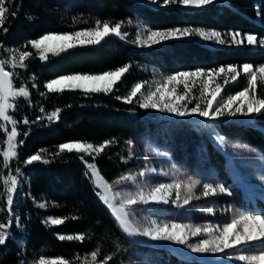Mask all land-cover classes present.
Masks as SVG:
<instances>
[{"label":"trees","instance_id":"obj_1","mask_svg":"<svg viewBox=\"0 0 264 264\" xmlns=\"http://www.w3.org/2000/svg\"><path fill=\"white\" fill-rule=\"evenodd\" d=\"M15 17L8 14L0 27V57L9 59L14 51H28L27 68L10 70L16 88H27L30 96L15 102L10 114L18 122L19 135L16 158L7 168L0 152V191L8 170L20 172L12 212L0 199V224L8 233L6 244L0 246V264H36L46 259L64 258L69 264H82L91 252L99 249L98 260L111 256L108 264L126 260V252L135 245L121 230L111 212L101 202L85 162L94 163L102 178L114 183L129 170L125 163L128 141L143 133H153V122L146 115L156 114L139 107V96L124 104L117 96H127L131 89L146 80L149 70L163 76L181 71H205L235 65L239 69L249 63L264 65V47L208 45L196 36L162 42L150 49L135 43V23L151 30L192 28L215 31L227 39L229 33L240 32L264 40V0H224L202 9H181L177 6L158 8L137 0H15ZM31 17V19H29ZM122 23L125 39L110 36L100 45L77 47L59 56L50 55L41 62L28 43L45 34L71 33L95 26L96 21ZM3 28L8 31L4 32ZM124 65L130 69L109 95H85L82 91L47 93L44 85L52 79L70 74H101ZM244 78L242 75L239 77ZM35 85V87H33ZM232 90L235 94L243 85ZM262 88H258V94ZM260 92V93H259ZM46 93V95H41ZM44 111H41V109ZM60 109L59 118L49 121L48 114ZM29 121L24 124V119ZM249 124L240 123L246 144L264 152V116L253 115ZM0 120V148L7 150V133L11 126ZM209 124H215L213 122ZM237 126V125H236ZM27 133V135H25ZM114 143L99 156L84 153L55 155L63 143L82 141L99 145ZM45 151H41V150ZM50 161L48 164L25 161L34 154ZM83 157V160L81 159ZM45 203V208L37 205ZM264 214V207L260 210ZM75 217V219H73ZM48 218H64L61 225L46 224ZM83 234V241L64 240L58 235ZM79 258V259H78Z\"/></svg>","mask_w":264,"mask_h":264},{"label":"snow or ice","instance_id":"obj_2","mask_svg":"<svg viewBox=\"0 0 264 264\" xmlns=\"http://www.w3.org/2000/svg\"><path fill=\"white\" fill-rule=\"evenodd\" d=\"M153 5L159 3L160 7L179 6L183 8L202 9L206 6L215 3V0H151ZM15 0H0V27H2L7 19L8 14L15 17L17 12L13 10ZM31 19V17H29ZM4 32H7V28H3ZM146 39L141 41L137 38L136 43L143 46H151L160 44L162 41H168L172 39H178L181 37H189L192 35L198 36L203 40H215V43L224 45L226 40L222 38V34L219 32H206L201 29L192 28H174L170 30H149L145 29ZM231 36L232 45L237 47L242 46L245 41L248 46L264 47V40H258L257 36L252 34H241L240 32L229 33ZM110 36L119 37L125 39L127 33L122 30V23L117 22L110 24L108 21L97 20L94 27L75 31L71 33H57V34H45L38 39L29 41L31 48L36 50L40 61L48 60V54L52 56H59L61 53H67L70 50L77 47L95 46L100 45ZM31 54L28 51H21L18 54V59L14 53L11 58L12 68H27L25 63L26 59ZM130 66L124 65L113 71L103 72L101 74H70L60 76L56 79H52L47 82L44 87L47 89V93L62 94L65 91H82L85 95L103 93L109 95L115 91V87L122 81V78L129 71ZM243 72L247 79V86L244 90L238 92L234 96H228L227 99L220 98L222 92V86L216 82V78L221 74L227 72L231 73V80L236 81ZM14 73L5 69V61H0V120H3L6 128L7 123H11V131L7 133V151L0 148V152H3V165L8 167L10 160L16 158L18 153L17 143L22 144L23 141L17 142V121L9 113V109L15 110V101L17 98L23 97L27 100L30 96V92L27 88L21 86L16 88L13 83ZM199 79L202 83L201 96L204 98V106L201 107L200 103H196L195 107L189 110H185V106L180 102L185 101L187 95L191 92L188 81H195ZM227 79L225 84H227ZM184 84V93L179 94L176 87H170L174 84ZM215 83V88L211 89L210 84ZM264 85V65L254 67L252 64L245 63L239 69L235 65H229L226 67H220L218 69H212L205 71L203 69H197L195 71H181L174 75L167 76L163 83L159 84L154 91H149L139 101V107L143 109L153 108L158 111H167L177 116H186L190 114H196L201 117H206L209 120H215L219 116L227 114L233 116L239 114L241 116H264V97L258 94V87ZM35 87V85H33ZM143 85L137 83L127 96H117L116 99L122 100L124 104H131L139 94ZM207 94V95H205ZM46 95V93H41ZM210 97V98H207ZM235 106V107H234ZM41 111H44L42 108ZM60 109L48 114L47 119L49 121L57 120L59 118ZM24 124H28L29 121L25 118ZM27 135V133H25ZM221 143L224 142V137H219ZM114 141L106 140L99 145L92 143L75 141L63 143L58 146V151L55 155L59 156L62 153H84L95 156H99L107 147L111 146ZM131 146V141L127 142ZM233 148L238 150H247V146L242 143H236L232 145ZM45 151V150H41ZM132 153H129L131 158ZM83 159V157H81ZM34 162H40L43 164L50 163L49 160L44 159L40 153L31 155L26 161V165H32ZM89 169L92 170L93 176L97 175L95 166L88 164ZM153 169H145L138 174H127L121 176L114 183L132 182L135 184L137 175L141 178L146 177ZM20 175L17 170L16 175H9L6 179H3V184L6 191V199L8 210L12 212V206L14 205V193L17 191L18 179ZM2 178V177H0ZM200 184L199 180L190 179L181 185L180 182L171 184L161 183L158 186L152 187L150 190L145 191L142 187L137 186L136 191L128 192L122 196L121 202L117 207L106 196H103L105 203L113 210V215L116 221L121 226V229L127 235H136L147 237L152 241H170L179 245H187L194 253H213L219 255H225L231 253L233 250L248 248V247H260L264 249V214H245L237 213L234 218L225 223L222 228L216 227H190L180 223H163L158 224L152 221L149 226L136 227L133 225L132 216L134 215L136 206L149 205V204H168L170 202L169 196L173 189H176V199L171 200V203L177 207L187 205L193 198L199 199L200 196H193V191L197 185ZM99 187V185H97ZM186 191V195L183 199V205L179 204L180 200V188ZM105 191L112 192L111 185L105 182ZM99 194V193H98ZM219 194H231L222 185H213L210 183H204L202 185L201 195L204 198L217 196ZM4 193H0V196ZM115 195H120L116 193ZM115 195L113 199H115ZM39 208H45V203L37 205ZM208 213L213 211L212 208L205 209ZM75 219V217H73ZM50 225H61L65 223L64 218H48L45 221ZM5 226L0 224V229H4ZM218 233V235L216 234ZM189 234L192 236H198L201 234L207 235L208 239H202L197 244H188ZM8 233L6 231H0V246L6 244ZM59 240H77L83 241L86 237L83 234L76 235H58ZM91 264H108V261L112 259L111 256L106 257L104 260H98L99 249L91 252ZM79 259V258H78ZM227 259L242 262V264H264V251H260L259 254L245 255L237 254L235 256L228 254ZM36 264H69L64 258H56L55 261L46 259L41 256ZM82 264H89L87 258Z\"/></svg>","mask_w":264,"mask_h":264},{"label":"rangeland","instance_id":"obj_3","mask_svg":"<svg viewBox=\"0 0 264 264\" xmlns=\"http://www.w3.org/2000/svg\"><path fill=\"white\" fill-rule=\"evenodd\" d=\"M137 1L153 5L151 0ZM159 2L162 3V0H159ZM153 6L164 8L160 7L159 3ZM179 8L194 10L191 8ZM134 27L136 29V40L138 36L141 41L146 39L145 29L149 28L141 23H135ZM196 37L208 45L221 46L215 43L214 39L203 40L198 36ZM181 38H190V36ZM226 41L229 42V46L232 45L231 36L229 34L227 35ZM136 45L138 48L150 49L158 44L143 46L142 44L136 43ZM234 47L237 46L234 45ZM250 47H256V45ZM14 53L18 59L19 51L11 53L9 59L0 57V61H5V69L7 71L15 69L11 67V58ZM50 55L51 53L48 54V56ZM147 73L146 80L141 83L143 88L141 94L138 95L140 100L143 98V95H146L149 91H154L167 77L159 74L155 70H149ZM231 75V73L225 72L216 78L215 83L220 84L223 89L221 97H218V99H227L228 96L236 95L238 92L232 94V90L238 87V84L243 85L242 90L247 86L248 78L242 71L239 77L242 75L244 78L239 79L238 77L236 81L231 80ZM226 79L228 81L227 84H225ZM215 83L210 84L211 89L215 88ZM188 84L191 88V92L187 95L186 100L180 103L185 106V110L189 111L192 107H195L196 103H200L201 107H203L204 98L201 96V81L199 79H197L195 83H193V81H188ZM170 87H176L179 94L184 93L183 83L178 85L174 84ZM258 88H262L261 93L264 94V85ZM20 98H17V100ZM141 109L156 114L155 116L146 115L147 119L153 122L151 127L153 133L146 132L131 140L132 143L131 146L128 145L127 157L125 159V163H128L130 168L121 174L117 180L123 175H136L146 168L153 169L154 171L149 172L144 178L137 175L135 184L132 182H123L119 184L108 183L102 178L94 163L83 161L91 176L93 185L99 193V199L112 215L113 210L105 203L104 199H102L103 196H106L109 201L118 207L122 196L128 192L138 190L137 186L148 191L161 183L171 184L180 182L181 185H183L190 179L200 181V184L197 185L196 189L193 191V196H200L199 199L193 198L187 205H183V199L187 193L182 186L179 190L181 198L178 203L183 206L177 207L171 203V200L176 199V189H173L169 196L170 202L168 204L136 206L134 215L131 218L133 225L142 228L144 226H149L152 221H155L158 224L180 223L190 227H200L202 229L205 227L222 228V226L225 223H229L237 213L261 214L260 210L264 207V152L244 142L242 127L239 126L240 123L249 124L248 120L251 116H241L239 114L229 116L224 114L215 120H209L206 117H201L196 114L181 117L167 111H158L153 108ZM12 111L13 109H9V113ZM211 122L215 124H209ZM7 124L12 127L11 123ZM258 128L264 130V128L260 126H258ZM221 136L224 137L223 143L219 140ZM236 143L245 144L247 150L233 148L232 145ZM130 152L132 153L131 158H129ZM88 164H93L95 166L97 175L93 176L92 170L89 169ZM17 170L16 168L8 170V174L4 179L9 175H16ZM17 179L19 181L21 176L19 175ZM105 182L111 185L113 189L112 192L105 191ZM204 183L222 185L227 189L228 193L231 194H219L217 196L204 198L201 195L202 185ZM97 185H99V187ZM0 193H4V195L0 196V199H3L7 203L4 184L3 190L2 192L0 191ZM116 193L120 195H115ZM114 195L115 199H113ZM207 208H212L213 211L208 213L205 211ZM0 231H5V228L0 229ZM124 234L135 243V245L126 252V260L118 264H242V262L236 261L235 259H227V255H252L264 251V249L260 247H248L233 250L231 253L225 255L194 253L187 245H179L170 241H152L147 237ZM216 234L218 235V233ZM208 238L209 237L205 234L198 236L189 234L188 244H197L200 240ZM51 260L55 261L54 259Z\"/></svg>","mask_w":264,"mask_h":264}]
</instances>
